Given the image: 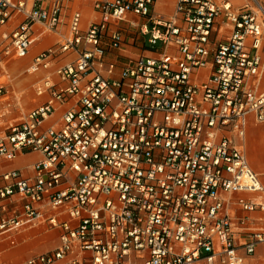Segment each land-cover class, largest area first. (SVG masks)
I'll return each instance as SVG.
<instances>
[{
  "label": "built area",
  "instance_id": "1",
  "mask_svg": "<svg viewBox=\"0 0 264 264\" xmlns=\"http://www.w3.org/2000/svg\"><path fill=\"white\" fill-rule=\"evenodd\" d=\"M0 0V69L31 56L35 108L0 82V242L57 231L22 264H250L264 256V184L245 154L264 123V9L257 0ZM241 1V4L236 2ZM38 26L43 30H38ZM56 44L58 45L56 47ZM129 45L148 54L119 55ZM130 53V52H127ZM121 58V61H117Z\"/></svg>",
  "mask_w": 264,
  "mask_h": 264
},
{
  "label": "rangeland",
  "instance_id": "2",
  "mask_svg": "<svg viewBox=\"0 0 264 264\" xmlns=\"http://www.w3.org/2000/svg\"><path fill=\"white\" fill-rule=\"evenodd\" d=\"M94 0H65L64 8H63V22L66 23L70 14L74 10H79L83 17L84 11H92V5ZM237 4H241V1L236 2ZM85 24L88 22L84 21ZM38 30H43L42 27L38 26ZM45 36H51L52 42L46 44L43 47L52 46L56 41L61 42L60 40H56L53 34L45 33ZM35 44H33V49L30 54V57L23 59L25 60L22 63L21 69H14L13 64L16 61H11L7 63L6 69H0V82H4L6 84L7 89L9 90V101L16 102L19 108L14 112L16 117L23 116L31 109L35 108L40 102H35L32 97V93H34L33 82L36 77L30 78L27 82L25 80L26 74L23 73V68L27 67L30 63L31 56L36 53L39 49H35ZM58 45L56 44V47ZM42 48V47H41ZM135 53L137 55H143V48H139L135 46ZM129 52V51H128ZM120 55L130 56L129 53H122ZM144 55H148L146 52ZM19 61V60H18ZM263 88H264V74L262 78ZM259 126H264V123H256L252 124L248 129L257 128ZM247 129V131H248ZM264 137H261L259 141H263ZM246 146H248V140L246 138ZM30 157V156H27ZM26 157V159H27ZM1 160V159H0ZM251 166V165H250ZM252 167V166H251ZM253 169V168H252ZM254 170V169H253ZM255 171V170H254ZM256 172V171H255ZM24 173V172H23ZM31 173L30 169L25 170V174L29 175ZM257 173V172H256ZM261 181L264 184V175L261 176ZM2 216V214L0 215ZM57 231H45L44 229L38 230H29L23 231L18 235H13L12 239L4 242H0V264H22L28 257L46 253L53 250L57 244ZM255 264H264V256L261 254L260 257L255 259Z\"/></svg>",
  "mask_w": 264,
  "mask_h": 264
},
{
  "label": "crops",
  "instance_id": "3",
  "mask_svg": "<svg viewBox=\"0 0 264 264\" xmlns=\"http://www.w3.org/2000/svg\"><path fill=\"white\" fill-rule=\"evenodd\" d=\"M259 4L264 9V0H257ZM175 6V0H155L153 5V12L158 17H161L163 19L169 18L173 11ZM84 21V19H83ZM85 23V22H84ZM130 52V57H135L137 54L135 53V49L130 47L129 45L123 46V48H120L119 50H111L107 55V60L112 61L114 60V56L118 57L122 53ZM117 61H121V58H119ZM252 125V123L249 124L248 128ZM247 128V129H248ZM30 156V157H27ZM27 157V159H26ZM40 158V155L37 153H30L26 155H18L15 159L12 161H4L0 160V174L10 170V169H19L25 173V170L28 168L31 170V166L35 161H37ZM262 254V247H257L255 255L253 259H256L257 257H260ZM204 264V263H201Z\"/></svg>",
  "mask_w": 264,
  "mask_h": 264
},
{
  "label": "bare ground",
  "instance_id": "4",
  "mask_svg": "<svg viewBox=\"0 0 264 264\" xmlns=\"http://www.w3.org/2000/svg\"><path fill=\"white\" fill-rule=\"evenodd\" d=\"M94 14L92 11H84L83 12V19L84 21L88 22L91 19H93ZM53 40L51 36H44L42 39H40V42H37L35 45V49H39L43 46H45L48 43H51ZM25 60H17L14 62L13 67L14 69H21L22 63ZM31 77L26 75L25 80L26 82ZM32 97L34 98L35 102L39 101L40 98L34 95L32 93ZM261 137H264V126H259L257 128L248 129L246 138L248 140V146H246L245 154L248 159L249 164L252 166V168L260 175H264V140L259 141ZM250 264H255V259H253Z\"/></svg>",
  "mask_w": 264,
  "mask_h": 264
}]
</instances>
